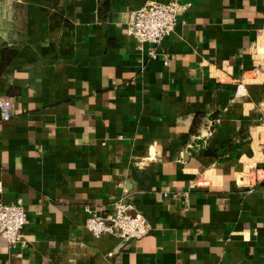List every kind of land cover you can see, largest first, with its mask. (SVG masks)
I'll return each instance as SVG.
<instances>
[{
  "label": "crops",
  "instance_id": "1",
  "mask_svg": "<svg viewBox=\"0 0 264 264\" xmlns=\"http://www.w3.org/2000/svg\"><path fill=\"white\" fill-rule=\"evenodd\" d=\"M167 1L0 0V264H264V0H190L152 59L129 15ZM116 202L152 232L93 236Z\"/></svg>",
  "mask_w": 264,
  "mask_h": 264
},
{
  "label": "built area",
  "instance_id": "2",
  "mask_svg": "<svg viewBox=\"0 0 264 264\" xmlns=\"http://www.w3.org/2000/svg\"><path fill=\"white\" fill-rule=\"evenodd\" d=\"M194 6L190 0H168L145 5L129 15L128 35L131 36L140 51L146 44L154 49L149 52L152 59L158 57V51L164 41L171 37L179 22L181 12H186ZM0 110L4 120L12 117L10 101L0 97ZM216 123L220 120L216 119ZM207 181L193 183V187L206 186ZM3 187L0 184V193ZM86 229L95 237L113 235L127 242L142 239L152 232L153 226L142 214L130 213V207L122 202H116L107 213H100L92 207H86ZM27 214L22 199L15 204L0 202V236L6 239L9 247H26L24 229L27 224Z\"/></svg>",
  "mask_w": 264,
  "mask_h": 264
}]
</instances>
